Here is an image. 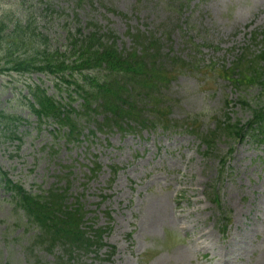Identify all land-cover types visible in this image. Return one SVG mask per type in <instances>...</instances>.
<instances>
[{"label": "rangeland", "instance_id": "374dc122", "mask_svg": "<svg viewBox=\"0 0 264 264\" xmlns=\"http://www.w3.org/2000/svg\"><path fill=\"white\" fill-rule=\"evenodd\" d=\"M75 17L83 34L113 32L127 51L131 34H157L163 60L149 65L165 78L141 99L148 127L137 125V108L135 120L123 116V128L109 126L98 109L79 120L82 134L73 140L27 104L29 85L68 103L55 76L0 72V111L19 117L0 126L1 170L32 193L68 189V202L79 200L88 213L86 226L106 229L98 250L49 251L0 187V264H264V142L219 129L227 116L247 122L261 96L256 85L236 89L220 69L264 48V0H0V22L20 21L49 51L72 49ZM11 49L2 65L36 48ZM211 133L212 148L199 136ZM227 219L224 234L219 222Z\"/></svg>", "mask_w": 264, "mask_h": 264}, {"label": "trees", "instance_id": "16d2710c", "mask_svg": "<svg viewBox=\"0 0 264 264\" xmlns=\"http://www.w3.org/2000/svg\"><path fill=\"white\" fill-rule=\"evenodd\" d=\"M89 34V37L84 40L78 39L77 32L72 34L71 41L72 45H74V52L72 55L67 56L59 52L58 49L49 51V42L46 43V40L41 39V36L35 31L26 30L20 21L13 24L1 21L0 56L2 58H0V72H42L61 78L60 84L65 85L61 88L67 87L71 90L70 96L73 92L78 94L82 100L81 106L88 111L86 113L87 116L101 108L103 112L110 113L116 120V116H119V110L123 105L129 107L128 114H130L132 102L139 93L134 97L130 94L127 86L132 84L133 80L143 70L136 68L131 71L129 60L122 56L123 52L118 51L115 43H110V37L107 38L104 35L103 37L106 39L103 40L98 30ZM134 38L136 43L142 41L140 34L134 35ZM255 39L257 38L255 37ZM15 46L17 52L28 46L36 49L29 56L5 63L6 65L11 64V66L3 67L5 65H2L3 60L16 53L14 50L13 52L11 51V48ZM5 48L8 53L2 52ZM5 55L7 56L4 57ZM104 68L111 70L110 72H114L112 75L116 76L109 78L107 81L98 82L95 77L84 75L85 71L102 70ZM78 74L82 77L77 80H75L76 78L71 79ZM120 74L125 75L122 78L123 85L118 80L117 75ZM224 74L236 88L257 84L262 89L261 103L253 110L254 118L248 121L247 124H243L241 121L235 123L227 122L224 128L227 129L228 134L240 139L248 130L254 135L256 134L255 132H257V135L264 134V129L257 124L260 121H264L262 120L264 118V48L256 55L241 56L231 68L224 71ZM140 84L144 86V80H141ZM149 90L152 91V88L149 87L146 92H150ZM30 93L34 100L30 102L29 107L39 118H52L62 126H66L70 130L71 135L79 134L78 122L72 115V112H75L74 109L71 110L72 112H68L66 105L57 101L55 97L48 96L45 90L38 86L35 88L30 87ZM242 102L247 104L245 99ZM94 105H96L95 108L93 107ZM75 115L79 117V114ZM114 119H110V122L117 124ZM16 120H18L17 117L0 111V126L3 122L8 126L9 123H13ZM204 141L208 142L206 138ZM0 186H3L10 193V200L14 203L16 210V217L24 222L25 225L35 226L37 239L47 248L50 245L63 243L71 251L75 249L88 250L92 246H97L101 241L103 231L100 229L96 232V237H91L83 228L85 213L82 207L69 205L64 192L50 191L42 194H33L21 184L11 180L7 173L1 171V169ZM219 205L223 209L220 203Z\"/></svg>", "mask_w": 264, "mask_h": 264}]
</instances>
